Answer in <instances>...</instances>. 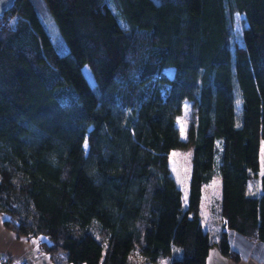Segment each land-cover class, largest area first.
<instances>
[{
	"label": "trees",
	"instance_id": "16d2710c",
	"mask_svg": "<svg viewBox=\"0 0 264 264\" xmlns=\"http://www.w3.org/2000/svg\"><path fill=\"white\" fill-rule=\"evenodd\" d=\"M262 140L264 0H15L0 17V214L54 264H206L200 200L216 176L221 253L238 259L229 231L264 245ZM188 146L184 202L169 153Z\"/></svg>",
	"mask_w": 264,
	"mask_h": 264
},
{
	"label": "rangeland",
	"instance_id": "374dc122",
	"mask_svg": "<svg viewBox=\"0 0 264 264\" xmlns=\"http://www.w3.org/2000/svg\"><path fill=\"white\" fill-rule=\"evenodd\" d=\"M156 2L159 1H164V0H155ZM3 18V17H2ZM234 18V29H233V34H232V45L231 48L235 45H242L243 44V39H242V30L244 26V21L241 19V17L234 12L233 14ZM14 21L12 18H8V21ZM44 21L46 23V26L48 27V30L50 31V35L52 38V41L58 51H64L66 49V44L60 36L56 33L54 27L52 26V22L50 17L47 19L44 18ZM167 72H172V67L166 68ZM83 74L85 75L86 79L90 83L91 86L95 85V80L94 77L90 71V69L87 66H84L83 69ZM232 83H233V90H234V107H235V124L239 127L242 122V100H241V94L240 90L238 87L237 79L234 74L233 70V76H232ZM194 105L192 101L190 100H185L182 108L181 114L177 118V125L180 129V135L182 139H186L188 135V130L193 124V119H194ZM183 127V133L181 131V128ZM191 152L192 148L190 146L182 149H173L169 153V158H170V167L172 174L177 180V183L179 184L181 190H182V195H183V201L186 202V194L188 191L187 188V183L189 180V175H190V170H191ZM259 162H260V168H259V174L264 173V140L261 141L260 144V151H259ZM256 191L251 185L248 188V193L249 194H254ZM221 195V177L216 176L213 178L212 182L206 186L203 187L202 189V195H201V200H200V214L201 217L200 219L203 220V226H210L213 218L217 217L219 220H221L220 216L213 215L210 211L211 205L215 202L217 198H219ZM215 216V217H213ZM216 219V218H215ZM4 232H7L5 234L6 238H3V235H0V244L4 243L5 246H8L9 250L17 248L19 243H14L12 240L11 236H15V240H18L17 234L8 231L7 229L4 228ZM23 238V237H21ZM26 240L28 243L33 242L36 251H40L39 249V244H38V239L37 238H30L26 237ZM37 244V245H36ZM33 244H28L26 245V251H28V255L26 256L29 258L30 263L33 264V259H34V251L31 248ZM42 253V252H40ZM242 253V252H241ZM244 253V252H243ZM2 252H0V264H3V260H7V264H21L22 262L18 260H14V258L8 256H4ZM48 256V255H47ZM168 259H166L167 261ZM24 261V260H23ZM166 261L162 262L161 264H166ZM47 264H52V263H47ZM54 264V263H53ZM71 264V263H68Z\"/></svg>",
	"mask_w": 264,
	"mask_h": 264
},
{
	"label": "crops",
	"instance_id": "0c3cea01",
	"mask_svg": "<svg viewBox=\"0 0 264 264\" xmlns=\"http://www.w3.org/2000/svg\"><path fill=\"white\" fill-rule=\"evenodd\" d=\"M253 186L255 189L254 194L248 193V188ZM259 193V187L256 182H250L247 185V194L250 196L256 195ZM215 217V216H213ZM6 218L5 215L0 214V235H3V238H6L4 229H3V221ZM216 218V219H215ZM213 218L211 227L203 226V220H201V224L203 229L208 233L209 239L212 243L208 250L206 264H264V245L257 239H249L234 231H229L230 244L234 251L237 252L238 259L235 260L230 256L223 255L220 251V247L218 244L220 230L222 228V219L219 220L217 217ZM14 243H19L17 248L9 250L8 246H5L4 243L0 244V252L5 254L4 256H8V258L12 257L14 260H18L22 262L21 264H32L29 261L28 251H26V245L33 244L32 249L35 252L33 264H47L52 263L50 256L47 253L42 251H36L34 243H28L25 236H16L18 240H15V236H11ZM23 237V238H21ZM37 245V244H36ZM42 252V253H40ZM242 252V253H241ZM244 252V253H243ZM48 255V256H47ZM11 259V258H10ZM2 260H4L2 258ZM24 260V261H23ZM166 261V260H165ZM169 259L166 261L168 264Z\"/></svg>",
	"mask_w": 264,
	"mask_h": 264
},
{
	"label": "water",
	"instance_id": "95a60500",
	"mask_svg": "<svg viewBox=\"0 0 264 264\" xmlns=\"http://www.w3.org/2000/svg\"><path fill=\"white\" fill-rule=\"evenodd\" d=\"M15 0H0V17L4 16L14 5Z\"/></svg>",
	"mask_w": 264,
	"mask_h": 264
},
{
	"label": "snow or ice",
	"instance_id": "6c2138e0",
	"mask_svg": "<svg viewBox=\"0 0 264 264\" xmlns=\"http://www.w3.org/2000/svg\"><path fill=\"white\" fill-rule=\"evenodd\" d=\"M181 131H182V133H183V131H184V130H183V127L181 128Z\"/></svg>",
	"mask_w": 264,
	"mask_h": 264
},
{
	"label": "flooded vegetation",
	"instance_id": "af4514ba",
	"mask_svg": "<svg viewBox=\"0 0 264 264\" xmlns=\"http://www.w3.org/2000/svg\"><path fill=\"white\" fill-rule=\"evenodd\" d=\"M3 17V16H2Z\"/></svg>",
	"mask_w": 264,
	"mask_h": 264
}]
</instances>
